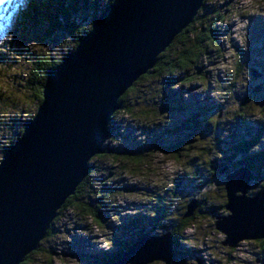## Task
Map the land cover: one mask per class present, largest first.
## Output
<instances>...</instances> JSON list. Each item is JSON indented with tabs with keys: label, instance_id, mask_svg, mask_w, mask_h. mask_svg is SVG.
Here are the masks:
<instances>
[{
	"label": "rangeland",
	"instance_id": "1",
	"mask_svg": "<svg viewBox=\"0 0 264 264\" xmlns=\"http://www.w3.org/2000/svg\"><path fill=\"white\" fill-rule=\"evenodd\" d=\"M10 1L13 0H0V160L38 108L34 89L27 83L34 61H56L74 46L73 38L49 28L47 18L39 15L36 22L28 21L26 0L19 1L20 18L15 20ZM85 14L81 12L77 21L87 26L92 16ZM201 16L207 28L202 43L206 49L181 74L178 85L170 89L162 77L134 85L126 98L129 111L119 112L110 122L112 132L104 148L115 155H139L138 163L124 155L118 159L108 154L94 157L86 182L73 201L75 205L58 214L51 234L27 264H94L95 255H113L126 248V244L116 245L117 241L131 244L139 233H164L161 229L151 231L152 210L167 212L164 225L176 228L192 198L202 204L189 228L179 233L178 249L185 258L152 264H260L261 240H245L236 248L222 245L225 235L216 230L215 221L216 216L229 213L225 210L226 173L213 175L207 162L216 167L222 156L232 153L231 148L223 146L230 131L240 133L238 142L246 133L253 134L249 128L256 132V125H264V0H206L197 17ZM252 68L262 75L255 79ZM259 85L261 91H253ZM243 100L250 104V110ZM221 109L217 128L227 130L226 135L220 134L221 147H214L217 139L209 137L210 141L207 130L201 139L199 135L189 138V132L197 131L188 128L193 113L203 114L202 119L208 116L211 128ZM203 124L206 126V121L199 127L205 130ZM182 125L184 130L171 136L173 128ZM186 138L191 142L187 143ZM198 139L203 142L197 148ZM151 141L159 146L183 145L180 159L156 145L150 146ZM203 149L207 153L200 158ZM197 170L206 181L202 185L192 179ZM260 175L261 180L250 192H256L264 182V172ZM89 209L100 225L86 213ZM133 221L137 223L136 230L128 231ZM190 249L191 254L187 252Z\"/></svg>",
	"mask_w": 264,
	"mask_h": 264
},
{
	"label": "water",
	"instance_id": "2",
	"mask_svg": "<svg viewBox=\"0 0 264 264\" xmlns=\"http://www.w3.org/2000/svg\"><path fill=\"white\" fill-rule=\"evenodd\" d=\"M206 0H113L75 49L49 72L43 99L0 160V264H22L39 248L67 199L104 151L119 100L158 63ZM255 79L262 74L252 68ZM253 91H261L259 85ZM223 168L220 173L228 171ZM247 166L225 176L227 215L216 217L222 245L264 240V187ZM197 199L186 207L194 215ZM179 258L172 234H143L112 264Z\"/></svg>",
	"mask_w": 264,
	"mask_h": 264
},
{
	"label": "trees",
	"instance_id": "3",
	"mask_svg": "<svg viewBox=\"0 0 264 264\" xmlns=\"http://www.w3.org/2000/svg\"><path fill=\"white\" fill-rule=\"evenodd\" d=\"M19 1L20 0H15V1L13 0V1H10V4H9L10 6H12V7H10V11H11L10 13H12L13 15L16 16L15 20H18L20 18V16L17 13L18 10H20L19 8L21 6V3ZM112 1L113 0H105V2L102 4H101L100 0H80V2H78V0H31V1L26 0L25 1V2H28V4H29V9H28L27 15H26V19L28 21L31 20L33 22H36L38 20V16L40 15L43 18H47L48 26L52 31L63 32L66 35L73 38V40H74V46L68 52L64 53L60 59L53 61L51 59L40 58V59L34 61V65H33V68H32V70L28 76L27 83L32 86L31 88L34 89V97L38 101V106L41 104L42 99H43V87H44V85L48 79L49 72L51 70H53L69 52H71L75 49V47L77 46V44L79 43L81 38L91 29V26H92L94 19L97 16H99L105 10V8L109 4H111ZM15 4H16V6L19 5V6H17L16 10H14ZM7 6H5V7H7ZM91 6H93V8H91ZM90 10H93V11H90ZM81 12H84L86 14L88 13L89 15L91 14L92 19L90 20L91 22L89 23V25L86 26V25H84V23L80 24L79 21H77V19H80V13ZM197 16H196L195 20L193 21V23L189 27H187L181 34H179L176 37V39L174 40V42L169 46V48L163 54L160 55L157 65L151 71H149L147 74L143 75L134 85H136L138 83H142L144 80H147L148 78H153V77L164 78L165 84L167 81V84L170 86V89H174L178 85L179 81L181 80V78H180L181 74L185 73V71L191 66V64H193L196 61V59H198L200 57L201 53H203V50L206 49V46L202 45V43L204 41L203 37L205 36L204 28H206V27H203V22H204L203 18L204 17L201 16V18H200ZM194 25L195 26L197 25V26L194 28ZM198 26H199V28L201 26L202 27L200 29H198ZM206 30H207V28H206ZM208 38H210V37L208 36ZM174 46H175V49H173ZM134 85L132 88H130L126 92L125 95H123L120 98L119 109L112 116L111 122L114 121V118L116 117V115L119 112L125 111V110L129 111V109L127 108V105H126V98L129 95V93L133 90ZM242 102H243V105H245V108L247 110L251 109V106L249 103H246V102L244 103V100ZM222 111H223L222 109L219 110L220 113H218V115H217L218 120L216 121V123H214L212 125L211 128H210V122L211 121L209 120L208 116H205V118L202 119L201 117L203 116V114L197 113V112L193 113L191 118L188 120V122H190V127L188 126V128L192 131L193 130H197V131H194V132L188 131L189 132V138L192 137V135H199V137L201 139L200 135H202L207 130V132H208L207 137L208 138L211 137V138L217 139L216 145L214 147H216V149L221 147L222 144L221 145L219 144L220 142L222 143V141H221L222 139L220 137V134L221 133H223L225 135L227 134V133H225L227 130H222V132H221L217 128V125L219 124V121H220L219 118H221V116H222ZM180 112H182V111H180ZM34 115H33V117H34ZM204 121H206V126L203 124L206 127L205 130H203V129H201V127H199ZM255 128H256V132H254L255 130L249 128V131H253V134L246 133V135L243 138H241L238 142L236 141V138H238V135L240 133L237 134V132L233 133L232 131H230L226 136L227 139L225 140L223 138V140H225L224 142H226L223 146L231 148L232 153H230L229 155L222 156L221 157L222 161L216 167H213L212 162L208 161L207 164L210 166L209 172H212L213 175H217V173L222 175L220 173V171L223 168L227 167V168H229V170L224 172V173H226L225 174V176H226L229 172L236 169L237 167L247 166V167L251 168L252 171L255 173L256 181L258 179L261 180L260 173L264 172V146H263V144H264V125H261L260 127L258 125H256ZM23 129H24V127L18 133L17 137L15 138V141L22 134ZM181 129H182V131L184 130L183 125L181 128L174 127L172 130L171 136L172 135L173 136L179 135L181 132ZM257 129H258V131H257ZM242 130H243V128H242ZM110 131L112 132L111 128H110ZM211 138H209L210 141H211ZM186 142L189 143V142H191V140L186 138ZM202 142H203V140L198 139V142L196 144L197 148H198V146H200V143H202ZM155 145L158 147H156ZM150 146H154L156 148H159L161 151H163L165 153L171 154L176 160L180 159V155H179L180 149L183 148V145H181V144L178 146L175 144L159 146L157 143H155V142L153 143V141H151ZM150 146H148V147L150 148ZM212 147L213 146H211V148ZM7 148H6V150H7ZM6 150H4V153L6 152ZM191 151H193V149H191L190 152ZM140 153H142V152H140ZM204 153H207V151L203 149L201 151L200 158ZM105 154H108L109 156L112 155L116 159H118L120 156L124 155V157L130 159L132 163L134 161H135L134 163H136V162L138 163L137 160L139 159V155L134 156V155L124 154V153H122L121 155H115L117 153H115L114 151L107 149V148H104V151L98 156L103 157V156H105ZM237 157H238V160L235 161V158H237ZM197 172H199V170L194 172L192 179H194L195 183H199V185H202L200 183L201 182L204 183L206 181L203 180V178H204L203 175H201L200 173H197ZM259 176H260V178H258ZM86 177H85L83 183L78 187L76 193L67 199L66 203L59 210L58 214H60V212L64 209L73 208V206L75 205L73 201L75 198L78 197V194L80 193L81 188L83 187V185L86 182ZM224 179H225V177H224ZM263 187H264V182L260 186L256 187V192L259 191V189H261ZM224 190H225V184H224ZM256 192L255 191H253V192L249 191V193L251 195H253ZM193 199H197L199 201V207H201L202 203L200 202V200L198 198H192L189 200V202ZM226 201H227V199H226ZM159 206H161V205H159ZM186 207H187V205H186ZM196 211H195V213H196ZM185 212H186V210L182 213L181 218L178 221V224H176V228H172V229L168 228L167 225H164V221L167 219V217H166L167 212L160 211V210H157V211L152 210V211H150L151 215L149 214V216L151 217L152 223H153V225H152L153 228L151 231L154 232V231L161 229L164 231V233L170 232L172 234L173 246L176 248V250L179 254V258L181 260L184 259L185 256H184V253L178 249V246L180 245L179 243H181V242H179V240H181L179 237V233H182L185 230H187V228H189L190 223H191V221H193V218L195 215V213H194L193 216H191L189 218H184ZM86 213H89V215L93 217V220L100 225V221L97 218H95L94 213L90 209L87 210ZM96 216H98V215H96ZM136 227H137V223H136V221H133L129 226H127V230L133 229V228H134L133 230H136ZM151 231H149V232H151ZM164 233H162V234H164ZM50 234H51V229L49 230L47 237ZM144 234H146V233H144ZM142 235L139 233L137 238L141 237ZM118 243L126 244V248L120 249L118 252H116L113 255H107V254H105V256L95 255L93 258L94 264H112V263H114L119 258H121L122 254L124 252H126L129 249L130 245L132 244V243L131 244L127 243L126 241H123V242L117 241L116 245ZM260 245L262 247L260 249L259 260H260V264H264V240L260 241ZM40 250H41V244H40L39 248L37 249V251L28 255L22 264H27L29 259H31L32 255L38 253ZM191 250L192 249L188 250L187 252L189 254H191ZM108 258L111 259V261H102V260H106Z\"/></svg>",
	"mask_w": 264,
	"mask_h": 264
}]
</instances>
